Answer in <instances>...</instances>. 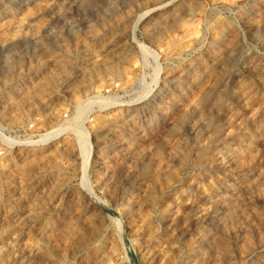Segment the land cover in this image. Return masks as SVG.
Returning a JSON list of instances; mask_svg holds the SVG:
<instances>
[{"label":"rangeland","instance_id":"rangeland-1","mask_svg":"<svg viewBox=\"0 0 264 264\" xmlns=\"http://www.w3.org/2000/svg\"><path fill=\"white\" fill-rule=\"evenodd\" d=\"M0 264H264V0H0Z\"/></svg>","mask_w":264,"mask_h":264},{"label":"bare ground","instance_id":"bare-ground-1","mask_svg":"<svg viewBox=\"0 0 264 264\" xmlns=\"http://www.w3.org/2000/svg\"><path fill=\"white\" fill-rule=\"evenodd\" d=\"M98 100H99V102L100 101L101 102L103 101L105 106H107V105L109 106V105H112V104L115 103V100H107L105 98L104 99H101V96H100V98L98 97V99L95 100V101H98ZM91 102H94V100H92ZM66 128H68V127H66ZM59 130L61 131V129H57L55 131L49 132V133H47L46 136H42L41 139L40 140H37V141H43V140H47V139H49L51 137H54L55 135L59 134V132H60ZM77 132H78L79 137H80V140H79L80 143L79 144H80V149H81V155H82V158H83V161H84V165H85V168H84V170H85L86 169V166H87V163H88V160H89V157H90V154H91L92 147H91V144L89 142L90 140H89V135H87L88 133L86 134V131L83 132V130H81V129H79V130L77 129ZM98 229H99V227H98ZM98 229L95 228V227H93V228H91V230H90L89 233L91 235L92 234L95 235L97 233ZM102 246H104V243L102 244ZM126 257H127V259H129V256L127 254H126Z\"/></svg>","mask_w":264,"mask_h":264},{"label":"built area","instance_id":"built-area-1","mask_svg":"<svg viewBox=\"0 0 264 264\" xmlns=\"http://www.w3.org/2000/svg\"><path fill=\"white\" fill-rule=\"evenodd\" d=\"M120 83H112L111 85L105 87L99 95H95V97H103V98H112L115 97L120 90ZM101 103V102H100Z\"/></svg>","mask_w":264,"mask_h":264}]
</instances>
